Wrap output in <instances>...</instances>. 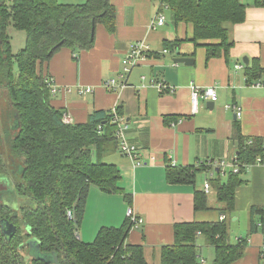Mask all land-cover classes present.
Returning <instances> with one entry per match:
<instances>
[{
  "label": "trees",
  "instance_id": "trees-1",
  "mask_svg": "<svg viewBox=\"0 0 264 264\" xmlns=\"http://www.w3.org/2000/svg\"><path fill=\"white\" fill-rule=\"evenodd\" d=\"M154 1L170 8L176 24H193L194 44L208 41L204 45L208 61L217 57L229 61L235 42L227 23L244 22L248 5L241 0ZM254 5L264 6V0H255ZM115 18L111 0H0V175L9 174L16 193L36 204L13 208L0 197V264H148L143 247L127 243L133 227L128 217L119 227H101L92 242L78 237L91 187L122 193L130 201L118 186L117 165L105 161L108 154L121 151L118 123L111 110L94 111L85 123L65 124L62 110L51 102L42 68L64 47L74 53L92 49L97 25L112 31ZM10 27L26 33L25 46L18 52L13 50ZM183 41L169 39L164 44L175 50ZM245 68L250 83L264 77L257 59ZM116 111L123 116L120 106ZM233 138L239 143V171L230 170L225 181L212 180L226 218L177 223L174 243L162 249L161 264H201L199 235L215 248L212 264H233L244 256L248 237L232 242L236 191L245 183L247 167L264 164V138L244 135L239 122L234 124ZM207 168L168 164L166 180L194 185L198 173ZM194 208L196 212L210 208L203 189L194 192ZM7 222L16 226L12 235L4 231ZM257 232L264 234V206L250 210L249 234Z\"/></svg>",
  "mask_w": 264,
  "mask_h": 264
},
{
  "label": "crops",
  "instance_id": "crops-1",
  "mask_svg": "<svg viewBox=\"0 0 264 264\" xmlns=\"http://www.w3.org/2000/svg\"><path fill=\"white\" fill-rule=\"evenodd\" d=\"M84 3L86 0H59ZM116 7L114 29L104 24L96 27L95 45L90 50L74 53L64 47L43 65L47 80L53 85L52 104L70 113L74 123H85L94 111H113L121 107L128 125L126 134L138 146L141 165L132 157L116 150L105 161L116 164L122 193H105L91 187L78 237L92 242L103 226H121L127 211L133 207L143 223L133 226L127 243L141 245L148 264H161L162 249L175 240V225L192 221H217L223 203L217 199L214 179H227L231 166L209 168L197 175L196 184H170L166 167L198 166L209 160L234 162L239 143L233 138L235 122L242 125L246 136L264 138V77L248 82L245 66L254 59L264 68V6L255 0H241L248 5L246 20L227 23L235 45L229 61L225 57L207 60L208 41L198 46L192 41V23L174 22L170 8H165L166 24L152 27L151 22L161 6L154 0H111ZM163 9V8H162ZM185 40L177 49L164 42ZM26 40V39H25ZM136 41H146L151 55L141 60L127 76V85L111 90L106 83L123 80L124 59ZM13 43V42H12ZM13 45V44H12ZM157 55V56H155ZM189 57L193 63L175 62ZM244 57L250 60L244 63ZM240 66V67H237ZM159 84L167 88L160 90ZM210 86L217 90L215 106L208 107L202 94L194 112L193 88L201 92ZM242 111L238 117L237 112ZM174 117V118H172ZM172 118V120H169ZM245 183L236 191V211L232 217V242L248 237L244 256L233 264H264V234H249V212L253 206H264V164L247 167ZM210 179L209 210L195 211L194 192L203 189ZM3 178H1V181ZM201 264H212L214 246L203 235L197 238Z\"/></svg>",
  "mask_w": 264,
  "mask_h": 264
},
{
  "label": "built area",
  "instance_id": "built-area-1",
  "mask_svg": "<svg viewBox=\"0 0 264 264\" xmlns=\"http://www.w3.org/2000/svg\"><path fill=\"white\" fill-rule=\"evenodd\" d=\"M163 7V9H162ZM168 8L167 5L160 6L159 9L156 11L154 17L152 18L151 25L152 27H160L166 24L167 17L166 14L164 13V9ZM151 52L150 45L146 41H136L132 43L130 50L128 51L125 59H124V68H123V73L121 74V78H123L122 81L117 82L116 79H111L106 83V86L111 89V90H117L118 88H123L127 85V76L130 74L132 69L143 59L148 57V54ZM240 67V66H237ZM48 82V80H47ZM49 87L51 89V92H54L53 85L48 82ZM256 85H264V82H259ZM160 90H163L167 88L165 84H159ZM203 95L207 100H213L215 101L218 97L217 90L214 86H210L207 89H205L203 92L199 88H193L192 95H191V100L193 104V110L194 112L198 108V101L200 95ZM115 116H114V121L118 123V129L116 132V135L118 139L120 140V147L122 153L132 157L134 159L135 163L137 165H141L142 162L139 160L140 153H139V148L137 145L132 143L130 139L128 138L126 131L128 129V125L125 121V118L123 116H120L117 114V111L114 109L113 110ZM238 117L242 115V111L237 112ZM62 121L65 124H73L74 119L70 113H64L62 115ZM101 129V126L99 127ZM206 165L209 167L210 171H213L214 167L217 168H225L227 166H231L233 172H238L239 171V165L237 163V160L234 162L227 164L225 161H213L209 160L206 162H201L198 165ZM211 187V181L210 179L206 180V184L204 186V191L207 193L209 192ZM68 217L70 219L73 218L72 212L69 210L68 211ZM127 216L133 223V226L137 227L139 224L143 223L142 217L138 214V212L133 208H129L127 211ZM226 218L225 214L220 215V220H224Z\"/></svg>",
  "mask_w": 264,
  "mask_h": 264
},
{
  "label": "rangeland",
  "instance_id": "rangeland-1",
  "mask_svg": "<svg viewBox=\"0 0 264 264\" xmlns=\"http://www.w3.org/2000/svg\"><path fill=\"white\" fill-rule=\"evenodd\" d=\"M167 12H171V11H167ZM9 34L12 37L13 50L14 52H18L21 48L25 46L26 33L23 30H18L14 27H10ZM21 163L22 161L20 162V164ZM7 177H9V174L7 173H4V175L3 174L0 175V182H2L1 178H3V184H4L0 186V197H2L3 201L6 204L12 206L13 208H17L18 206L25 204V203H29L35 206L36 204L34 201H32L29 198H26L25 195L16 193V190L12 188V184ZM79 231H80V228L78 227L77 235L79 234Z\"/></svg>",
  "mask_w": 264,
  "mask_h": 264
},
{
  "label": "water",
  "instance_id": "water-1",
  "mask_svg": "<svg viewBox=\"0 0 264 264\" xmlns=\"http://www.w3.org/2000/svg\"><path fill=\"white\" fill-rule=\"evenodd\" d=\"M175 62L177 63H184L186 65H190L193 63V59L192 58H189V57H178V58H175ZM244 63L246 65H249L250 63V60L248 57H244ZM208 107H210L211 109L215 106V101L213 100H210L208 101ZM5 233L7 235H12L15 233L16 231V226L13 224V223H10V222H7L6 223V228H5ZM56 260H58V258L56 257Z\"/></svg>",
  "mask_w": 264,
  "mask_h": 264
}]
</instances>
